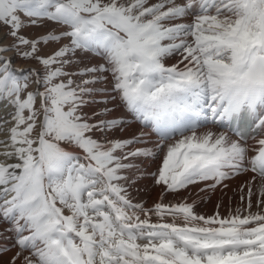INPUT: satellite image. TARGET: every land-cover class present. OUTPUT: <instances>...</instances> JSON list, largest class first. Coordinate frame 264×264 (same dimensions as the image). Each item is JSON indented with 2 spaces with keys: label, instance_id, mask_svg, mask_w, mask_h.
I'll list each match as a JSON object with an SVG mask.
<instances>
[{
  "label": "snow or ice",
  "instance_id": "snow-or-ice-1",
  "mask_svg": "<svg viewBox=\"0 0 264 264\" xmlns=\"http://www.w3.org/2000/svg\"><path fill=\"white\" fill-rule=\"evenodd\" d=\"M97 84L116 103L89 114ZM0 102L7 264H264V0H0ZM117 108L138 135H109ZM138 157L159 160L151 208L129 193ZM243 174L227 216L181 196Z\"/></svg>",
  "mask_w": 264,
  "mask_h": 264
},
{
  "label": "bare ground",
  "instance_id": "bare-ground-1",
  "mask_svg": "<svg viewBox=\"0 0 264 264\" xmlns=\"http://www.w3.org/2000/svg\"><path fill=\"white\" fill-rule=\"evenodd\" d=\"M44 31H40L42 33ZM37 33V32H36ZM55 46H49L46 50H43L46 53L51 52ZM42 51V52H43ZM80 54V53H79ZM9 55H13L10 53ZM78 55V54H77ZM86 54L82 53V56L85 57ZM98 57H87L84 59V64L89 63H96ZM25 64H14L16 69H22ZM76 66V65H75ZM83 67V64L79 65ZM71 67H74L71 66ZM98 91L94 94L92 99L95 101L93 103H89L85 108L84 111L86 113L91 114L93 111H99L104 107L112 108L113 105L116 103L115 101L111 100V96L113 93L110 91V84H97L94 86ZM108 89L107 91H99L100 89ZM107 100V105L101 103V101ZM2 103L0 102V116L5 115L7 111L4 107H2ZM115 116H124L127 117L126 123L123 126V130L119 128L114 129L109 135L113 138L119 139H130L135 135H138L143 129L141 126L136 123L135 121L131 120V117L124 112L123 109L117 108L113 113ZM208 127L201 128V131H206L211 129L212 131H219L217 127L212 126L211 122H206ZM97 136L100 133H96ZM150 137V142L147 144V147L152 148L154 147L156 136L155 134H147L145 139ZM3 136L0 135V139ZM234 138V137H233ZM235 139V138H234ZM248 143L251 144L252 140H248ZM143 147L144 145H138ZM135 163L140 169V175L137 176L135 183L129 188V193L131 194V198L133 203H141L144 205L145 208H151L154 203H156L161 196V187L160 185H156L154 183V178L151 175L152 173L156 172L159 166V160L154 159L153 157H138L135 158ZM247 175L243 174L238 176H233L231 179L225 180L224 183L228 185L227 188H224L222 185L218 186L214 191L206 190L200 191L201 188L204 187L205 183H211V181L204 182L198 185H191L188 189L183 190L181 196L187 197L188 202L191 203L192 200L196 201L195 204V211L199 214L205 216H212L217 211H219L221 216L229 215L230 211L234 210L237 206L243 207L242 202L240 201V192L237 189L242 185V183L246 180ZM179 197H176L174 194H167L164 197V203L167 204L169 202L175 203ZM255 201V197H253ZM217 205L219 208L217 209ZM255 210V208L253 209ZM153 221L156 220V217H152ZM4 229V225L0 224V232ZM11 241L8 239H0V247H8L9 251L0 253V264H7V261L14 255L15 249L11 248Z\"/></svg>",
  "mask_w": 264,
  "mask_h": 264
},
{
  "label": "rangeland",
  "instance_id": "rangeland-1",
  "mask_svg": "<svg viewBox=\"0 0 264 264\" xmlns=\"http://www.w3.org/2000/svg\"><path fill=\"white\" fill-rule=\"evenodd\" d=\"M49 29H56V30H59V26L51 23V22H47L43 27H33V28H29L26 30V34L30 35V36H36V35H39L41 33H39L40 31H47ZM37 32V33H36ZM43 33V32H42ZM49 46H55V45H52V44H49L48 46H45L43 47V50H46L47 48H49ZM52 51V50H51ZM42 55L43 54H47L46 52H42L41 53ZM80 55L82 56V53H78V57H80ZM14 64H25V66L22 68L24 70H27L29 68H36L37 70H39V65L36 64L34 61H24V60H21L19 58H14ZM75 67H80L79 65H74V67H69V70H74Z\"/></svg>",
  "mask_w": 264,
  "mask_h": 264
}]
</instances>
